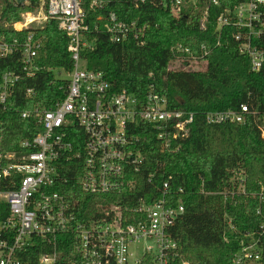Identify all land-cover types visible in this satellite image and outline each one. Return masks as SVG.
I'll use <instances>...</instances> for the list:
<instances>
[{
	"label": "built area",
	"instance_id": "1",
	"mask_svg": "<svg viewBox=\"0 0 264 264\" xmlns=\"http://www.w3.org/2000/svg\"><path fill=\"white\" fill-rule=\"evenodd\" d=\"M9 1L19 5L18 0ZM147 1L134 0V4L139 7ZM203 3L220 6L219 0H172L170 7L178 16L187 9L198 11ZM27 4L25 0L21 5ZM105 6V0H39L36 12L21 14L13 26L18 33L30 30L23 42L0 39V57L13 54L20 43L24 71L34 75L44 45L34 31L53 20L68 37L72 59L69 72L53 70L58 80L67 81L65 97L50 109L35 107L22 113L40 131L22 140L17 151L0 152V264H171L178 258L170 231L185 211L182 199L169 190L168 181L156 190L158 196L134 195L145 164L137 131L140 124L150 127L157 148L175 152L176 141L189 137L194 114L173 108L153 88L142 98L125 90L116 92L104 72L88 68L84 54L93 43L87 39V20L91 12L103 11ZM208 17L204 8L201 28ZM94 22L102 25L112 43L134 37L143 44L145 28L136 21L120 20L111 12L98 15ZM229 25L236 28L240 53L249 57L253 71H260L264 0H240L234 8L223 10L217 30ZM172 50L190 55V65L196 63L189 48L177 45ZM20 79L15 73L4 74L0 105ZM249 115V108L241 105L236 110L208 112L205 120L212 125L243 124ZM260 130L264 139V116ZM237 175L243 187L245 177ZM72 181L93 198L90 209L74 193ZM260 238L255 233L242 237L234 264H260Z\"/></svg>",
	"mask_w": 264,
	"mask_h": 264
},
{
	"label": "trees",
	"instance_id": "2",
	"mask_svg": "<svg viewBox=\"0 0 264 264\" xmlns=\"http://www.w3.org/2000/svg\"><path fill=\"white\" fill-rule=\"evenodd\" d=\"M38 1L16 5L0 0V39L23 42L30 30L18 33L13 26L21 14L34 11ZM105 1L106 8L91 12L87 20V39L93 43L84 54L88 68L104 72L116 92L125 90L142 98L153 88L173 108L194 114L189 137L176 141L175 152L157 148L150 127L140 124L137 131L145 164L134 195L158 196L156 190L168 181L169 190L178 194L185 207L170 231L178 245V258L171 264H234L240 239L250 233L261 237L260 264H264V139L260 130L264 65L258 72L252 70L249 57L239 51L233 25L217 30L219 15L240 0H219V7L203 3L198 11L187 9L178 16L171 11L172 0H148L139 7L134 0ZM204 8L209 17L201 28ZM111 12L145 28L142 45L134 37L120 44L110 41L102 25L94 21ZM34 32L44 43L35 60L39 71L34 75L24 71L20 43L13 54L0 57V82L8 72L21 77L6 103L0 105V152L17 151L22 140L40 131L33 119L22 118L23 112L35 107L50 109L66 94L67 81L58 80L53 70L72 69L67 35L53 20ZM177 45L189 48L205 69L194 70L190 55L174 53ZM173 62L179 68H171ZM28 90L32 93L27 94ZM241 105L252 113L243 124L212 125L205 120L208 112L236 110ZM143 133L147 134L144 142ZM238 173L245 177L243 187L235 179ZM69 184L75 185L74 193L84 208L90 209L93 198L80 192L74 181Z\"/></svg>",
	"mask_w": 264,
	"mask_h": 264
},
{
	"label": "rangeland",
	"instance_id": "3",
	"mask_svg": "<svg viewBox=\"0 0 264 264\" xmlns=\"http://www.w3.org/2000/svg\"><path fill=\"white\" fill-rule=\"evenodd\" d=\"M34 12H36V10H34ZM198 63V62H197ZM197 63H193L191 64L192 65V68H194V70H204L205 69V65L204 63H201V64H197ZM179 63L176 62V63H172V65L170 66L171 68H175V67H178L179 68ZM65 77V76H64ZM59 79V78H58Z\"/></svg>",
	"mask_w": 264,
	"mask_h": 264
},
{
	"label": "water",
	"instance_id": "4",
	"mask_svg": "<svg viewBox=\"0 0 264 264\" xmlns=\"http://www.w3.org/2000/svg\"><path fill=\"white\" fill-rule=\"evenodd\" d=\"M25 0H18V4L21 5Z\"/></svg>",
	"mask_w": 264,
	"mask_h": 264
}]
</instances>
